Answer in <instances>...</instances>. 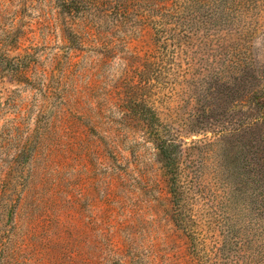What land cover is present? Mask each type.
Wrapping results in <instances>:
<instances>
[{
    "label": "rangeland",
    "instance_id": "rangeland-1",
    "mask_svg": "<svg viewBox=\"0 0 264 264\" xmlns=\"http://www.w3.org/2000/svg\"><path fill=\"white\" fill-rule=\"evenodd\" d=\"M0 264H264V0H0Z\"/></svg>",
    "mask_w": 264,
    "mask_h": 264
},
{
    "label": "trees",
    "instance_id": "trees-1",
    "mask_svg": "<svg viewBox=\"0 0 264 264\" xmlns=\"http://www.w3.org/2000/svg\"><path fill=\"white\" fill-rule=\"evenodd\" d=\"M158 146L166 161L171 191L175 199L180 201L184 193L183 186L180 183V147L174 139H160Z\"/></svg>",
    "mask_w": 264,
    "mask_h": 264
}]
</instances>
